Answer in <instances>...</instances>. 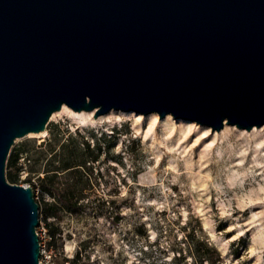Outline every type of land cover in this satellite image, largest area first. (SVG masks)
Instances as JSON below:
<instances>
[{
	"label": "water",
	"instance_id": "1",
	"mask_svg": "<svg viewBox=\"0 0 264 264\" xmlns=\"http://www.w3.org/2000/svg\"><path fill=\"white\" fill-rule=\"evenodd\" d=\"M63 105L264 126V0H0V264H42L34 189L6 167Z\"/></svg>",
	"mask_w": 264,
	"mask_h": 264
},
{
	"label": "rangeland",
	"instance_id": "2",
	"mask_svg": "<svg viewBox=\"0 0 264 264\" xmlns=\"http://www.w3.org/2000/svg\"><path fill=\"white\" fill-rule=\"evenodd\" d=\"M116 111L80 128L51 117L11 150L53 264H264V126Z\"/></svg>",
	"mask_w": 264,
	"mask_h": 264
},
{
	"label": "bare ground",
	"instance_id": "3",
	"mask_svg": "<svg viewBox=\"0 0 264 264\" xmlns=\"http://www.w3.org/2000/svg\"><path fill=\"white\" fill-rule=\"evenodd\" d=\"M120 112L116 110H111L108 114L106 115H100L98 118L94 117V111H75L72 108H70L67 105H63L62 109L60 111H56L52 115V119L59 115H68L70 119L75 121L76 125L80 127H88V126H98L100 123L104 121H109L108 119L115 113ZM171 117L168 116L166 120L170 119ZM112 124V123H111ZM227 125V124H226ZM227 128V127H226ZM264 130V128H263ZM253 131H257V128H255ZM46 130L40 132V135H45Z\"/></svg>",
	"mask_w": 264,
	"mask_h": 264
},
{
	"label": "trees",
	"instance_id": "4",
	"mask_svg": "<svg viewBox=\"0 0 264 264\" xmlns=\"http://www.w3.org/2000/svg\"><path fill=\"white\" fill-rule=\"evenodd\" d=\"M19 153H20V149H15L10 158H9V168H12V170L8 171L7 175V179L11 182V183H18L19 180V176H18V159H19ZM16 169V170H15ZM45 179H42L41 182L44 183ZM35 193V192H34ZM47 226L49 228V232H50V238L51 240L54 242H56V232H54L52 230V223H47ZM81 260V255L80 253H77L76 256L73 259H65L63 261V263L65 262H71L73 264H80L79 261Z\"/></svg>",
	"mask_w": 264,
	"mask_h": 264
},
{
	"label": "built area",
	"instance_id": "5",
	"mask_svg": "<svg viewBox=\"0 0 264 264\" xmlns=\"http://www.w3.org/2000/svg\"><path fill=\"white\" fill-rule=\"evenodd\" d=\"M37 232H38V230H37ZM46 232H47V229L42 225L40 227V232H38L39 238H41L42 235L46 234ZM40 243H41V257L46 258V259L41 258L42 264H53L52 258H53V256L55 257L56 254L53 253L52 251H48L45 244L43 242H41V240H40Z\"/></svg>",
	"mask_w": 264,
	"mask_h": 264
}]
</instances>
